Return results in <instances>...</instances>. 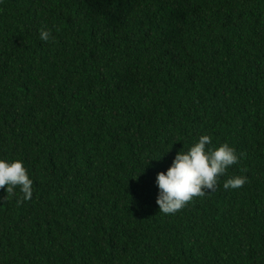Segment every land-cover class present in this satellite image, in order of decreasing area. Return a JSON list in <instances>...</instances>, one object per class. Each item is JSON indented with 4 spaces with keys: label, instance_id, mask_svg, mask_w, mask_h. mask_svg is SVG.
Listing matches in <instances>:
<instances>
[{
    "label": "trees",
    "instance_id": "16d2710c",
    "mask_svg": "<svg viewBox=\"0 0 264 264\" xmlns=\"http://www.w3.org/2000/svg\"><path fill=\"white\" fill-rule=\"evenodd\" d=\"M203 134L243 155L165 216ZM0 158L33 180L0 189V264H264V0H0Z\"/></svg>",
    "mask_w": 264,
    "mask_h": 264
},
{
    "label": "clouds",
    "instance_id": "9594fccd",
    "mask_svg": "<svg viewBox=\"0 0 264 264\" xmlns=\"http://www.w3.org/2000/svg\"><path fill=\"white\" fill-rule=\"evenodd\" d=\"M52 38L49 29H39L41 41L48 42ZM242 155L226 142L212 146L210 135H200L186 150L175 154L165 171L157 172L154 183L159 212L165 216L175 215L194 198L214 191L220 178L239 163ZM247 182V175H232L223 182V188L236 190ZM0 189L5 190L6 196H16L18 189L17 203L32 199L33 180L21 159L0 158Z\"/></svg>",
    "mask_w": 264,
    "mask_h": 264
}]
</instances>
